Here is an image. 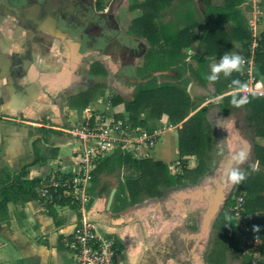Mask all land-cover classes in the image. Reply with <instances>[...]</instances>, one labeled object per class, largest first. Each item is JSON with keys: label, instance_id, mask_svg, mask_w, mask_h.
Listing matches in <instances>:
<instances>
[{"label": "crops", "instance_id": "obj_1", "mask_svg": "<svg viewBox=\"0 0 264 264\" xmlns=\"http://www.w3.org/2000/svg\"><path fill=\"white\" fill-rule=\"evenodd\" d=\"M142 1L108 0L106 30L98 19L75 20L78 12L70 5L78 0H0V173L14 177L26 169L27 179L41 184L75 175L80 171L83 147L66 130L80 127L90 116L127 121L124 105H114L112 99L119 96L131 102L139 86L181 85L175 69L151 71L148 41L130 28L123 31L143 15L133 19L130 11L141 10ZM250 1L240 9L248 24L254 16L259 21L250 47L234 51L242 53L243 62L255 58L264 32L262 0ZM197 2L193 0L191 7L193 20L201 22L196 17ZM178 5L160 12L173 13L182 24L156 21L158 27L176 31L190 23L181 15L184 7ZM105 30L109 31L107 40L102 39ZM112 37L120 39L129 52L138 48L139 55L122 58L112 46ZM186 52L187 65L195 67L192 56L200 53L197 45ZM219 58L213 59L210 68ZM255 71L256 64L254 75L264 93V77L258 78ZM121 75L129 81H120ZM187 91L192 97L201 93L193 80ZM234 93L241 91L231 88L223 96ZM223 96L206 101L201 108L208 107L207 119L216 136L214 148L223 141L228 152L197 184L159 185L151 194L140 193L136 202L130 197L128 181L138 178L140 171L130 159H119L120 155L161 162L171 175L183 172L178 146L181 124L172 126L165 114L155 122L153 132L161 131V137L153 146L130 140L100 162L85 204L72 200L50 204L40 198L0 207V264H76L72 242L84 212L96 221L102 236L114 241L117 264H217L218 253L219 264H242L243 258L234 256L233 248L219 247L220 240L215 241L219 233L215 221L228 194V169L247 161L251 149L237 130V119L221 113L218 103ZM145 130L138 128L132 135ZM185 159L189 169L197 168L195 156ZM159 191L161 197L156 196Z\"/></svg>", "mask_w": 264, "mask_h": 264}, {"label": "trees", "instance_id": "obj_2", "mask_svg": "<svg viewBox=\"0 0 264 264\" xmlns=\"http://www.w3.org/2000/svg\"><path fill=\"white\" fill-rule=\"evenodd\" d=\"M177 1L179 7H184L183 17L190 23L174 31L170 26L158 27L156 19L165 7H170ZM106 0H98L101 9L105 8ZM246 0H208L205 11V21L193 20V0H143L138 7L143 10V15L135 19L130 30L144 37L150 50L146 57L151 71H169L175 69L180 74L181 85L164 84L161 87L145 85L139 86L135 98L131 102H124L119 96L112 99L114 105L123 104L129 114L127 124L130 130L146 127L149 132L155 129V122L163 115L169 117L172 126L178 128L179 156L183 164V172L171 175L167 166L151 159L133 160L130 156L120 155L119 159H130L132 166L140 173L138 178L128 181V189L133 202L137 201L142 192L153 193L159 185L171 188L189 182L197 184L212 168L215 133L207 119L208 107L201 105L208 100L225 95L231 88L240 90L247 85L249 76L247 67L242 64L239 72L231 76L220 75V79L209 81L206 74L210 71L213 59L224 53H232L237 49H248L252 42V31L244 16L241 5ZM264 6V0H262ZM203 26V32L200 27ZM255 51L256 75L264 77V32L258 41ZM197 45L200 53H195L192 59L195 67H189L186 62V50ZM175 61V62H174ZM175 63V67L173 66ZM190 71L189 78L186 73ZM244 71V72H243ZM240 84H233V80ZM193 80L201 89L197 96H191L187 88ZM233 98H243L246 102L240 106L232 103ZM87 105V104H86ZM218 105L224 116L235 117L245 126L248 140L252 146V160L247 162L241 173L244 179L238 182L235 195H246L245 208L252 214L264 211V95L250 93L243 96L241 93L226 95L221 98ZM192 113H194L192 115ZM145 120H142V116ZM123 117V116H121ZM240 122V121H239ZM195 156L198 160L196 169L188 168L185 157ZM108 160V159H107ZM104 163V162H103ZM102 164L93 173L100 171ZM40 180L27 179V170L12 177L9 173H0V207L5 208L10 201H28L40 199ZM159 191L156 196H162ZM153 196V195H152ZM232 197H228L224 208L221 210L215 226L220 229L219 247L233 248L238 254L242 251L237 247V225L229 208ZM69 200H65L68 202ZM73 202V201H70ZM256 228L262 240L261 256L264 258V225L258 224ZM218 257V258H217ZM221 254L218 253L215 263L219 264ZM261 263L253 256H244L242 264Z\"/></svg>", "mask_w": 264, "mask_h": 264}, {"label": "built area", "instance_id": "obj_3", "mask_svg": "<svg viewBox=\"0 0 264 264\" xmlns=\"http://www.w3.org/2000/svg\"><path fill=\"white\" fill-rule=\"evenodd\" d=\"M258 17L254 16L249 20L250 29L255 32L258 24ZM243 64L247 67L246 73L249 76L247 85L240 89L243 96L250 93L264 95L263 85L254 75L255 58L245 60ZM250 82V86L248 83ZM137 130V129H136ZM125 122H110L105 117H89L80 127L66 130L72 138L82 143L80 156V171L72 176L58 177L41 184L39 195L46 202L53 204L63 200H72L85 204L89 199V190L92 186L93 173L100 162L107 157L114 148H122L125 143L132 140L143 145L153 146L161 137V131L150 133L148 130L138 131L135 135ZM240 211H244L246 195L241 194L237 198ZM246 209V208H245ZM245 212V211H244ZM240 249L244 252L261 251L262 240L258 235L251 234V229L245 225L240 233ZM72 246L76 252V264H117V251L114 241L111 238L102 236L96 224L87 213L81 217V222L73 238ZM253 255V254H251Z\"/></svg>", "mask_w": 264, "mask_h": 264}, {"label": "rangeland", "instance_id": "obj_4", "mask_svg": "<svg viewBox=\"0 0 264 264\" xmlns=\"http://www.w3.org/2000/svg\"><path fill=\"white\" fill-rule=\"evenodd\" d=\"M207 1L208 0H198V2L196 3V7H195V11H196V17L201 21L203 22L204 18H205V11H206V7H207ZM250 1V0H249ZM217 2H221V0H217ZM177 1L173 2L172 5L176 4ZM251 5H252V1H250ZM262 4V3H261ZM171 5V6H172ZM263 6V5H262ZM264 8V6H263ZM132 11L134 14L131 15V18H136L140 15L143 14V10H130ZM135 20V19H134ZM133 20V21H134ZM156 21H158L159 23H172V22H176L175 24L177 25H181L182 22L181 20L179 19L176 20L175 17H174V14L169 12V11H166V13H161L159 12L158 16H157V19ZM130 28L128 26L124 27L123 28V31L125 33H127V29ZM237 49H241V47L237 46ZM243 50V49H241ZM242 55V53H241ZM189 76L191 77L190 73H189ZM192 78V77H191ZM240 121V122H239ZM239 121L237 120V125H238V128L237 130L243 135V137L245 138V140L249 141L248 140V134L246 133V129H245V126L241 123V120L239 119ZM215 140H216V136H215ZM222 140V139H221ZM250 143V142H249ZM251 144V143H250ZM251 149H250V157L247 161H244L242 164L240 165H236L235 167L230 168L228 169L230 171V176L228 178L229 180V184L228 185V194L226 195V199L225 201H227L228 197H232L231 199V206L230 208L228 209L229 212L231 213L234 221L236 222V225H237V233H240L242 231V228L245 227V225H247L250 229H251V234H254V235H258L259 236V232L256 228V225L257 224H262L264 225V211L263 213H259V214H252L250 212L247 211V209L244 208V211H240V216L241 217H238L237 216V213H238V200L237 198L239 197V195H235L236 194V191H237V188H238V182H235L232 180L231 178V173H233L234 171H239L241 172L244 165L249 161L252 160V146L250 145ZM226 152H228V148L225 147L224 145V142L223 141H220L219 145H217L215 147V150H214V153H213V162H212V167L214 166V163L216 162V164L218 163L219 160L222 159V155L225 154ZM226 203V202H225ZM240 209V207H239ZM219 233H220V229L215 226ZM218 232L216 233L217 236L215 237V241H218L219 239V234ZM236 239V242H237V247L240 249V238L239 240H237V238L235 237ZM240 251H242V254H238V253H235L234 256H240L241 258H244V256H253L254 258H256L257 260H259L260 262H263L264 261V258L261 256V251L259 250H255V251H248V252H244L243 250L240 249ZM253 254V255H251ZM258 256V257H257Z\"/></svg>", "mask_w": 264, "mask_h": 264}, {"label": "flooded vegetation", "instance_id": "obj_5", "mask_svg": "<svg viewBox=\"0 0 264 264\" xmlns=\"http://www.w3.org/2000/svg\"><path fill=\"white\" fill-rule=\"evenodd\" d=\"M93 3L90 1V0H78V2H76L75 4H71L70 7L73 8L75 7L76 8V12L77 13V17H75V20L78 19V18H84V19H87L89 21H92L94 22L96 19L100 20L101 22H103V24L105 25V29L108 28V20H109V9H106L109 4H108V0H106L105 2V8L104 9H101L100 5L98 4V0H92ZM75 12V13H76ZM102 12V13H100ZM74 15V14H72ZM107 30V29H106ZM104 32L103 34V38L102 39H108L107 36H109V31H106ZM120 39L118 38H115V37H112V46H114V48H118V54L120 56H122V58H126V57H129V56H138L139 55V52L141 50H139L138 48L136 49H132V51H128L126 49V45L124 46V44L120 45ZM89 46V44H88ZM113 48V49H114ZM119 80L122 81V82H125L127 83L129 81V78L125 77V75H121L119 77Z\"/></svg>", "mask_w": 264, "mask_h": 264}, {"label": "clouds", "instance_id": "obj_6", "mask_svg": "<svg viewBox=\"0 0 264 264\" xmlns=\"http://www.w3.org/2000/svg\"><path fill=\"white\" fill-rule=\"evenodd\" d=\"M243 60L239 53H224L220 56L218 63L211 66L210 71L206 74V79L209 81H216L220 79V75L223 74L225 77H229L233 72H239L241 70ZM233 84H240L238 80H233ZM246 101L243 98L236 99L233 98L232 103L236 106H240ZM231 178L235 182L242 181L245 177L244 174L239 171H234L231 173Z\"/></svg>", "mask_w": 264, "mask_h": 264}]
</instances>
